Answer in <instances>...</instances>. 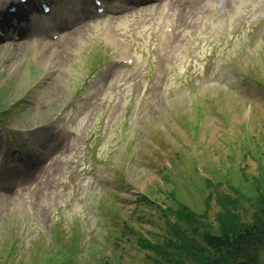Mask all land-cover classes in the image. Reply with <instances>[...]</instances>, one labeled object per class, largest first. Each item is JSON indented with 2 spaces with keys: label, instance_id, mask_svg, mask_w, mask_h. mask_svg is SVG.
I'll return each mask as SVG.
<instances>
[{
  "label": "rangeland",
  "instance_id": "1",
  "mask_svg": "<svg viewBox=\"0 0 264 264\" xmlns=\"http://www.w3.org/2000/svg\"><path fill=\"white\" fill-rule=\"evenodd\" d=\"M70 1L36 33H0V264H151L126 225L163 242L159 209L188 207L218 232L217 198L233 189L252 222L264 209V0L100 13Z\"/></svg>",
  "mask_w": 264,
  "mask_h": 264
},
{
  "label": "trees",
  "instance_id": "2",
  "mask_svg": "<svg viewBox=\"0 0 264 264\" xmlns=\"http://www.w3.org/2000/svg\"><path fill=\"white\" fill-rule=\"evenodd\" d=\"M8 110L0 108V117ZM263 168V166H261ZM264 172V171H262ZM205 185L213 187L212 181L202 178ZM218 185V184H217ZM235 197L219 195L221 212L217 216L218 232L209 222L208 210L199 214L191 208L172 210L160 208L170 237L163 242H152L142 237L141 232L126 225L125 230L139 235L141 249L151 250V264H262L264 254V209L256 213L252 222H243L236 212L235 204L241 199L237 189ZM212 193L206 199L210 207ZM137 199L151 201L146 196Z\"/></svg>",
  "mask_w": 264,
  "mask_h": 264
},
{
  "label": "bare ground",
  "instance_id": "3",
  "mask_svg": "<svg viewBox=\"0 0 264 264\" xmlns=\"http://www.w3.org/2000/svg\"><path fill=\"white\" fill-rule=\"evenodd\" d=\"M172 22H173L172 21V18H170V20H167L166 25H165V27L163 29V32H162L163 40H166V38H168V34L165 33L166 32V29L165 28H167ZM0 29H5V27L4 26H0ZM117 46H119V48L121 49V51H122V48H124V46L120 42H117Z\"/></svg>",
  "mask_w": 264,
  "mask_h": 264
}]
</instances>
